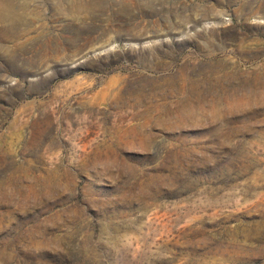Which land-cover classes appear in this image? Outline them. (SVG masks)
<instances>
[{
	"label": "rangeland",
	"instance_id": "obj_1",
	"mask_svg": "<svg viewBox=\"0 0 264 264\" xmlns=\"http://www.w3.org/2000/svg\"><path fill=\"white\" fill-rule=\"evenodd\" d=\"M0 264H264V0H0Z\"/></svg>",
	"mask_w": 264,
	"mask_h": 264
},
{
	"label": "bare ground",
	"instance_id": "obj_2",
	"mask_svg": "<svg viewBox=\"0 0 264 264\" xmlns=\"http://www.w3.org/2000/svg\"><path fill=\"white\" fill-rule=\"evenodd\" d=\"M5 8H6V10H7V13H8V15L10 16H12V17H14V15H12V12L10 13V9H8L6 6H5Z\"/></svg>",
	"mask_w": 264,
	"mask_h": 264
}]
</instances>
